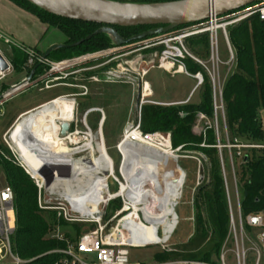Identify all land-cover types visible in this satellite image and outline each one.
Wrapping results in <instances>:
<instances>
[{
  "label": "built area",
  "instance_id": "2783aa9c",
  "mask_svg": "<svg viewBox=\"0 0 264 264\" xmlns=\"http://www.w3.org/2000/svg\"><path fill=\"white\" fill-rule=\"evenodd\" d=\"M123 4H137L139 0H107ZM252 18H257L260 22H264V0H260L254 4L253 7H247L240 11L230 13L223 17L216 15H209L206 22L195 26L189 32H184L174 36L159 37L149 45H145V49H153L161 47L159 55H155L152 62H137L138 75L140 77L139 85H141L142 102L151 96L145 97L147 94L148 84L145 78L151 69L157 68L169 74L175 75L179 72L192 77L196 81L197 90L202 88L206 80L210 84L212 90V102L214 110V121L210 123L209 127L203 132L206 139L207 131L213 130L216 137V148L219 154V160L222 169V176L226 192L230 227L229 236L224 245L232 242L233 250L232 256L234 258L233 264H264V210L245 214L242 206V197L240 189L242 190L241 176H238V170L245 165V159L248 157L247 153L251 151H264V139L260 144L245 143L238 138L231 136L228 128L226 107L224 102V90L226 83L232 73L233 67L236 64V56L229 38V28L235 27L244 21ZM221 32L223 40L226 45L228 60L223 61L220 52L219 33ZM173 33V32H172ZM170 33V34H172ZM207 34L209 36L210 56L206 62L195 59L187 48L186 40L191 37ZM0 44L7 46L11 51H17L24 57L22 69L26 76L17 84L12 85L9 89L0 92V122L4 119L7 105L16 97L24 92L44 85L40 92L49 91L59 86L75 87L69 83H64L68 76L79 75L84 72H95V67H86L88 62L95 58L93 56H83L73 60H66L61 62H54L49 58L45 59L44 55L36 49L27 48L17 43L11 36L0 30ZM0 55L7 63L8 69L3 72L0 70V85L15 71L14 64L3 54L0 48ZM192 60L198 64L203 71L196 74H191L187 71L186 61ZM170 66L168 68L167 66ZM84 67V68H83ZM136 67V68H137ZM221 67H228L227 76L222 79L220 70ZM35 70V72H34ZM41 70L40 73H38ZM34 72L32 80H29L31 74ZM98 79L96 76H90L89 83H96ZM88 95V87H81ZM74 99L72 96H60L49 101L35 109L21 114L8 132L2 134L0 138V160L6 159L12 162L15 166L21 168L24 173L33 181L38 190V207L42 211H53L57 218L62 219L68 224L85 225L88 228L78 240L66 241V247L63 250H56L50 254H56L60 258L53 264H131L129 249H142L152 246L162 245L163 250H171L165 243L150 244L145 247H135L130 244L134 237L145 239L147 237L146 226L148 223L144 218L142 211L136 210V207L142 208L144 192L143 189L134 182H128L123 174L121 168L119 177L114 168L113 172H101L98 177L105 181V200L97 203V213L87 216L83 213L86 203H79L70 199L77 189H66L64 187L54 186V183H47V181H40L33 176L32 173L25 166L20 156L11 144V133L17 123H21L26 118H29L33 113L40 112L43 108L52 105L56 100ZM75 103L76 100H71ZM152 103V102H151ZM143 104V103H142ZM155 104V103H152ZM102 115L100 111H98ZM89 111L83 117V129H80L75 120V115L70 125L69 133L66 136V144L73 148L77 156L82 153H90L91 160V143L94 140V133L87 125V118ZM201 119H206L203 114L199 115ZM102 124V122H101ZM74 126V129H72ZM61 134V133H60ZM80 140L79 144H74V140ZM169 144L167 148L166 145ZM1 145L3 146L4 150ZM161 147L167 149L168 152L174 154L181 152L182 148L174 150L172 147L171 134L155 132L144 133L141 129V118L139 121L129 124L125 130L121 140L117 144V150L123 158L121 147ZM203 148H210L205 144ZM201 159L200 165L204 162L206 167H209V160L204 155H199ZM111 158V157H110ZM112 159V158H111ZM90 160V161H91ZM113 161V159H112ZM123 164V162H122ZM230 168V175L232 176V184L229 182L227 167ZM122 167V166H121ZM180 168V167H179ZM181 169V168H180ZM200 177L198 179L197 190L201 187L202 177L201 170H199ZM209 173V172H208ZM133 178L132 173L130 174ZM84 177L83 175L80 177ZM186 177V176H185ZM86 180L89 177L85 178ZM111 186L116 187L115 192H111ZM182 195V193H181ZM181 199V196H180ZM179 199V200H180ZM119 201L121 203L120 209H117L114 215L108 219L106 224H103L106 216V209L113 202ZM178 205V203H177ZM176 208V207H175ZM176 214V213H175ZM177 225L179 223L176 214ZM117 221L116 227H112V223ZM141 222H143L142 225ZM175 227V230L177 228ZM88 226H94L95 229H89ZM247 229H250L249 233ZM174 230V231H175ZM17 231V212L15 206V193L11 186L0 190V264H27L15 252L13 245V238ZM174 233V232H173ZM172 233V234H173ZM164 234V232H163ZM159 235V234H158ZM172 236V235H171ZM53 239L65 241L64 234L61 233V228L57 227L53 231ZM183 264H204V263H183ZM220 264H227L226 253L223 250L220 257Z\"/></svg>",
  "mask_w": 264,
  "mask_h": 264
},
{
  "label": "trees",
  "instance_id": "16d2710c",
  "mask_svg": "<svg viewBox=\"0 0 264 264\" xmlns=\"http://www.w3.org/2000/svg\"><path fill=\"white\" fill-rule=\"evenodd\" d=\"M11 1L31 13L43 25L53 26L51 20L64 22L69 27V29H62V33L69 40L68 44L80 42L103 27L54 17L24 0ZM178 1L184 0H139L137 4L155 5ZM198 25L200 24L192 26ZM153 28L114 29L124 39H130L136 32H146ZM228 32L231 45L236 53V69L228 79L224 90L228 128L232 137L245 143L260 144L264 139V121L261 118V114L264 113V22L252 18L229 28ZM106 42H110V39L107 35L102 34L78 47L56 51L50 55L49 59L51 60L58 53H61L63 58L75 54L83 55L88 52L96 53L108 47ZM191 42L197 56L209 58V36L207 34L199 35ZM18 57L20 61H24V57L20 53L16 54V58ZM186 63L194 68L193 74L203 71L192 60H187ZM204 87L208 92L200 97V102L197 104L172 107L147 106L142 112L145 121L142 120L141 129L142 126L146 130L154 127L150 125L151 122L150 124L146 122L147 118L150 121H154L152 118H161L158 130L171 134L174 150L182 148L181 151H186V153L193 152V154L204 155L210 163L208 179L197 190L194 197V232L191 239L185 244L173 246L171 250L156 252L154 262L157 264H220L222 249L229 236L230 216L222 169L218 151L213 148L217 143L215 133L213 130L208 131L205 140L195 139L192 135V127L199 114L207 115L211 119L214 116L212 90L207 80ZM57 94L59 93H50L44 99L45 101L43 100L35 106L8 108L5 114L7 129L21 114L62 96H57ZM181 113L186 114V117L180 118L179 114ZM142 131L155 133L143 129ZM203 144L210 148H203ZM1 147L3 148L2 145ZM247 154L248 160L240 168L243 186L242 206L245 214L264 210V151L254 150ZM0 167L7 171L9 186L15 193L17 212V231L13 238L15 252L21 259L28 261L27 264H53L60 257L50 253L63 250L67 240H78L83 234V228L87 226L68 224L62 219L59 220L56 213L40 210L38 190L31 181L22 176L24 171L17 166L13 168L6 165L3 160H0ZM113 203L118 206L117 209H120L119 201ZM57 227L71 228L74 231V237L71 238L67 233H64L65 241L53 239V231ZM247 230L249 233L251 232L250 229Z\"/></svg>",
  "mask_w": 264,
  "mask_h": 264
},
{
  "label": "rangeland",
  "instance_id": "374dc122",
  "mask_svg": "<svg viewBox=\"0 0 264 264\" xmlns=\"http://www.w3.org/2000/svg\"><path fill=\"white\" fill-rule=\"evenodd\" d=\"M16 21H19L18 23L16 22L18 26L20 25L24 26V27L20 26L21 31L23 33H27L28 30H30V35H29L30 37L33 38L34 34L40 36V38L43 36V41L40 46L34 47L28 45L27 41L22 40L21 37H14V36L11 37L17 43L27 48H33V49L36 48V50L42 53L43 55L50 48L49 46L52 43L57 45H72V44H68L69 43L68 38L62 33V29L64 30L69 29V27L64 22L51 20L53 26L49 24H45L44 26L46 28H44L36 18L31 19L29 17H22V18H18ZM194 27L195 26L181 27L175 30L172 34H169V36H174L184 32H189L192 29H194ZM0 30L5 33V31H3L1 28ZM143 33L145 32L143 31L136 32L133 37L141 35ZM196 37L198 36L191 37L186 40L187 48L195 59H198L202 62H206L207 59L197 56L192 48L193 44L191 41L195 40ZM108 38L110 39L111 44H109L110 42H106V44L108 43L107 44L108 47L105 49H101L99 52L96 53L88 52L83 55L75 54L64 58L61 53H58L53 58H51L52 61L58 62V61L73 60L83 56L95 55V58L92 61L88 62L85 68L95 67L97 65H104V68H102V70H96L95 72L94 71L84 72L79 75L68 76L65 80H63L64 83H69L70 85H74L75 87L59 86L54 88L53 90L44 91V92H40V89L44 88V85L43 86L40 85L37 88L30 89L24 92L23 94H21L20 96L16 97L13 101H11L7 105L6 111L8 108L11 109L13 107L26 108L28 106L38 105L39 103H41V101L43 102V100L52 92L59 93L57 94V96L62 95V96L74 97V99H69V100L70 101L76 100L75 120L77 126L80 129L84 128L82 124V120L86 112L90 111L91 109L100 111L102 115L98 112H94L93 114H91V116L87 118V125L89 126V128H91V130L94 133V140H93V145L95 148L94 157L96 159L99 157V153L97 152V147H98L97 145L101 143L104 144L107 150V154L113 159L114 168L117 173L116 176L119 177L118 173L122 166L123 158L121 157V155L117 150V144L119 140H121L124 134V129L128 127L127 124H132L139 121V118H141V124H142V120L145 121L144 120L145 117L142 114L143 109L147 106H156V104H152L153 102L151 100V97L145 99V101L142 102V99L140 97L141 94L138 93L141 91V85H139L140 83L138 81L140 77L138 75L137 62L139 61H143L146 63L152 62L155 59V55L156 54L159 55L161 51V47H156L153 49L144 48L148 42L152 43L158 38L146 39L122 48H118L110 36H108ZM219 39H220L221 56L223 61L226 62L228 60V56L226 51V45L223 40V36L221 32L219 33ZM0 48L2 49L3 54L14 64L15 67L14 73L11 74L0 85V88L5 87L6 89H9L11 85L17 84L20 81H22V79L26 76V73L22 69L23 61H20L19 57L16 58V54L19 55V52L17 51L13 52L3 44H0ZM209 53H210V46H209ZM195 65L198 64L195 63ZM186 67H187V71L193 74L192 72H194V68L188 63H186ZM235 69H236V64L233 67L230 77L232 76V74H234ZM40 71L38 73H40ZM227 73H228V67H221L220 74L222 79H224L227 76ZM90 76H96L98 82L89 83ZM145 82L151 86V89L154 94L153 100L158 102L159 101L173 102V101L185 100L188 97L190 91L196 85V81L187 76L184 75L171 76L157 68L150 70L148 76L145 79ZM83 85L88 87L87 96L84 95L85 91L81 88ZM148 91L149 88H147V94H149ZM205 92H208V90L205 89L204 86L200 88L198 91L196 90L190 97L192 101L188 102L183 106L186 105L190 106L199 103L200 97H202ZM149 96L150 95H148V97ZM199 115L197 117V120L195 121L194 126L192 127V135L195 137V139L205 140L203 132L206 128L209 127L210 123L214 121V116L213 119H211L209 116L205 115L206 119H201ZM179 117L184 118L186 117V114L181 113L179 114ZM261 118L264 121V113L261 114ZM152 119H154V121L153 120L150 121V119L147 118L146 122L148 124H150L151 122L150 125H153L154 127L153 128L150 127L148 128V130H146L142 126V129L148 132L164 133V131L158 130V126H159V122L161 121V118H157V119L152 118ZM101 122H102V126H101ZM11 127L12 125L7 129V120L4 118L0 122V138L2 134L8 132ZM72 129H74V126H72ZM100 132L102 138H100V136L98 135ZM118 138L120 139L118 140ZM141 148L153 149L155 151L164 150L159 146L157 147L142 146ZM170 156L174 157L175 162L178 164L181 170L184 171L186 176L184 187L182 189L181 199L178 200V205L175 206L176 207L175 213L177 214L179 219L178 225L175 214L173 220L166 222L158 227L159 229L158 234L165 242H167L171 237L170 240L164 245L168 246L169 248H172L175 245L187 243L193 235L194 232L193 203L198 188L197 184H198V179L200 177L199 170H201V177H202L201 186H202L208 179L209 167H206L204 162L202 163V165H200L199 161H197L201 159L200 156L197 154H193V152L186 153V151H181L180 153L176 152L174 154H171L170 152ZM2 160L6 165L16 168V166L12 162L6 159H2ZM81 160H85V162H89L91 160L90 153L88 152L82 153L74 157L75 162H80ZM227 173H228L229 182L230 184H232L233 179L232 176L230 175L229 166L227 167ZM22 176L33 183V181L30 178H28L26 174L23 173ZM238 176H241L240 169L238 170ZM8 186L9 183H8L7 171L5 170V168L0 167V190H3ZM116 189L117 188L114 186H111L110 188L111 192H115ZM240 195L241 197H243V192L241 189H240ZM95 197H96V192L92 190L87 195L81 197L78 200L81 203H83L86 202L87 200L92 201L95 199ZM117 207L118 206L114 203L110 204L107 207L105 221L103 224H106L108 222V219H110L114 215L115 211L117 210ZM50 212L55 213L53 211ZM117 224L118 222L114 221L111 225L112 227H116ZM176 225L177 228L175 230ZM88 227L89 229H95L94 226H88ZM87 231H88L87 227L83 228L82 230L83 233ZM61 233L62 234L67 233L71 238H73L75 235L74 231L71 228L61 229ZM162 250H163L162 245L161 246L157 245L142 249H129L130 263L157 264L156 262H154V255L156 252ZM222 250H224L226 253L227 264H233L234 258L232 256L233 255L232 242H228L227 246Z\"/></svg>",
  "mask_w": 264,
  "mask_h": 264
},
{
  "label": "bare ground",
  "instance_id": "6f19581e",
  "mask_svg": "<svg viewBox=\"0 0 264 264\" xmlns=\"http://www.w3.org/2000/svg\"><path fill=\"white\" fill-rule=\"evenodd\" d=\"M170 68V66H167ZM146 94L145 97H148ZM150 97V96H149ZM75 103L65 99L56 100L52 105L33 113L21 123H17L11 133V144L17 150L20 159L30 173L40 181L54 183V186L77 189L69 197L78 201L92 190L96 192L94 200H87L83 213L91 216L97 213V203L105 200V181L98 177L101 172H113V161L107 154L104 144L97 145L99 157H94L95 148L91 143L92 160L74 161L76 154L66 144V137L61 136V125L70 124L75 115ZM98 112L91 109L90 114ZM102 126V124H101ZM100 138L101 132L98 134ZM102 140V139H101ZM80 140H74L79 144ZM169 147V144L166 145ZM123 164L121 173L128 182H134L144 192L142 208L136 210L144 213L147 237H134L130 242L135 247L165 243L158 235V227L175 217V206L180 199L185 183V173L170 156L167 149L155 151L141 147H121ZM134 176L131 177V174ZM84 176L80 178L81 176ZM89 177L88 180L85 178Z\"/></svg>",
  "mask_w": 264,
  "mask_h": 264
},
{
  "label": "water",
  "instance_id": "95a60500",
  "mask_svg": "<svg viewBox=\"0 0 264 264\" xmlns=\"http://www.w3.org/2000/svg\"><path fill=\"white\" fill-rule=\"evenodd\" d=\"M24 1L54 17L103 26L75 44L50 47L44 54V58L47 59L56 51L78 47L102 34L110 36L118 48L146 39L163 37L181 27L202 24L211 14L223 17L250 7L260 0H184L155 5L123 4L107 0ZM135 27L154 28L130 39L122 38L114 29ZM7 69V63L0 55V70L5 72ZM34 72L29 80H32ZM69 130V124H62L61 136L66 137ZM247 160L248 157L245 161Z\"/></svg>",
  "mask_w": 264,
  "mask_h": 264
},
{
  "label": "crops",
  "instance_id": "0c3cea01",
  "mask_svg": "<svg viewBox=\"0 0 264 264\" xmlns=\"http://www.w3.org/2000/svg\"><path fill=\"white\" fill-rule=\"evenodd\" d=\"M31 13L25 11L24 9L20 8L19 6H17L15 3H13L11 0H0V28L5 31V33H7V35L9 34V36H14V37H21L22 40H26L28 45L30 46H34V47H38L41 45L42 41H43V36L40 38V36L38 35H35L34 34V37H30V30H28L27 33H23L21 31V27L22 25L18 26L17 23L19 21H16L18 18H22V17H29V18H36L35 16H33ZM37 19V18H36ZM38 20V19H37ZM39 21V20H38ZM17 22V23H16ZM40 22V21H39ZM41 23V22H40ZM41 25L46 28L42 23ZM24 27V26H22ZM32 38V39H31ZM54 45H57V44H50L49 47H52ZM36 49V48H35ZM38 49V48H37ZM163 71V70H162ZM165 72V71H163ZM166 74H169L167 72H165ZM149 74V73H148ZM171 76H176V75H184V76H187L185 75L184 73L182 72H179L175 75H172V74H169ZM148 76V75H147ZM146 76V77H147ZM189 77V76H187ZM191 79H193L192 77H189ZM146 79V78H145ZM194 80V79H193ZM14 85V84H13ZM197 85V84H196ZM195 85V87L190 91L188 97L185 99V100H179V101H173V102H158V101H154L153 98H154V94H153V91L151 89V86H149V95L151 96L150 94V91L152 93V96H151V100L153 103L156 104V106H165V107H172V106H183L185 104H187L188 102L192 101L190 99V97L192 96V94L197 90V86ZM12 86V85H11ZM6 89L5 87L3 88H0V90H4ZM199 90V89H198ZM197 90V91H198ZM0 91V92H1ZM35 109V108H34ZM33 110V109H32ZM31 111V110H30ZM28 112V111H27ZM26 113V112H25ZM24 114V113H23ZM93 114V113H92ZM91 116V114L89 115ZM5 118V117H4ZM129 125V124H127ZM128 128V127H127ZM125 128L124 129V132L125 130L127 129ZM120 138H118L119 140ZM120 141V140H119Z\"/></svg>",
  "mask_w": 264,
  "mask_h": 264
},
{
  "label": "flooded vegetation",
  "instance_id": "af4514ba",
  "mask_svg": "<svg viewBox=\"0 0 264 264\" xmlns=\"http://www.w3.org/2000/svg\"><path fill=\"white\" fill-rule=\"evenodd\" d=\"M95 68H96V70H102V68H104V65H97V66H95Z\"/></svg>",
  "mask_w": 264,
  "mask_h": 264
}]
</instances>
